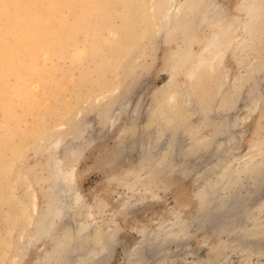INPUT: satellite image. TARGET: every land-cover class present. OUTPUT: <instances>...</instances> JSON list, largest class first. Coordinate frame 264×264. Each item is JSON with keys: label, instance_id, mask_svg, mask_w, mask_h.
<instances>
[{"label": "rangeland", "instance_id": "rangeland-1", "mask_svg": "<svg viewBox=\"0 0 264 264\" xmlns=\"http://www.w3.org/2000/svg\"><path fill=\"white\" fill-rule=\"evenodd\" d=\"M91 1L70 0L71 24L66 25L63 36L55 44L58 53L56 55L59 56L55 55L51 62H47L48 66H57L56 80L47 83L42 94L38 95L37 89L31 93L33 97L36 96L37 101L21 108L24 112L23 121L19 123L17 121L16 113L21 112V109L17 107L13 110L15 116L9 119V124L6 125L0 119V264H36L50 251V248L59 246L65 238H68L67 229L73 227L74 223L78 224L79 221L86 220V225L91 223L96 224L97 227L88 224L85 227L88 229V231L85 230L86 233L84 230L81 235L79 234L81 232L78 233L80 237L85 239L89 232L90 241L96 243L101 236H98L102 231L99 228L109 227L120 238L125 239L129 243L127 246L130 247L140 238V229L144 227L147 233L152 232L162 217H170L168 212L174 207L182 208L185 214L193 216L198 209V204L188 200L191 199L190 195H194L192 180L195 168L200 166L206 172L211 170L215 159H218L217 156L222 154L214 146L208 152L204 151L205 147H202L199 138H203L204 141L205 137L207 142V139L214 134L216 142L221 140L219 141L222 144L220 149L226 152L225 149L229 146L225 145L227 143L224 140L227 136L221 134L220 130L222 129L221 120L228 116L235 120L228 135L232 141L234 140V144L244 149L249 139L256 135L264 122V116L260 111H253L254 114L251 113L250 119L247 121L244 119L250 111L249 106L252 100L259 94L256 92L251 97L248 96L247 84L252 77L256 78V73L250 75L251 66L255 65L252 62L261 63L262 70L258 71L257 78L258 86L260 85V90L264 92L263 15L259 17L258 22L255 21L250 26V33L258 35L256 37L258 41H252L248 48L244 47L240 40L236 41L225 59L226 69H222L223 65L216 70L202 68L199 73H194V76H190L189 73L190 77L193 76L190 78L187 75L188 68L192 67L194 62L190 55L192 51L197 50V47L193 48L194 45L191 42L197 32L203 31L199 18L204 1L206 4L208 0H176L178 5L173 8L170 18H167V22L161 29L158 25L162 22L163 15L167 14L169 0ZM224 1L226 10L234 15L260 9L258 0H249V7H241L242 0ZM84 13H87L86 16ZM70 25L75 27L70 28ZM257 42L258 45L255 46ZM72 49L75 50L71 51ZM181 50V56L178 58ZM248 51L253 55L248 56ZM69 53L75 56H69ZM68 59H71V62ZM223 70H226V73H223ZM222 74H225L226 79L219 77ZM241 74L244 75L242 79H240ZM169 79L172 82L164 85ZM179 81H181L180 84L183 83L181 90L186 89L185 94L188 92L186 95L190 94L185 104H182L184 92H180L181 90L176 87L177 84H174ZM237 87L241 90L243 88V93L241 92L243 99L241 97L240 100L238 99ZM173 91L177 96L181 94L179 96L182 99L177 97L170 102L171 109L169 107L171 104L168 106L169 101L166 103L165 99L167 94ZM175 102L176 104H173ZM157 120L159 123L156 122V128L146 132L148 122ZM85 121L87 124L90 122L88 125L91 127L86 124L90 133L87 130L85 144L81 145L75 157L68 152L67 148L72 142V145L75 143L80 145L81 141H78L82 137L80 134L87 129H83ZM161 128L162 132H160ZM154 133L165 134L158 141V134ZM58 136L62 138L69 136L59 151V157L64 167L67 166L73 170L75 180L73 182L79 189L82 202L90 206L89 210H92L93 215L91 218L87 217L88 214L84 212L87 208L84 211L78 210L81 211L79 213L82 216L86 215L84 220L82 216L77 215V210L73 211L76 206H72L71 212L68 209L70 215L64 219L65 222L59 224H62L60 231L63 229L64 232L62 231L59 236L54 234L50 235L52 237H42L41 241L31 246L25 255L22 244L27 235L36 229L33 223L37 221V218L38 221L43 218L42 213L46 212L43 207H40L38 211L33 210L34 208L29 206L32 199L36 197L34 200L38 206H44L46 202L47 204L50 202V206L54 203L48 188L50 189L56 176L54 165L50 163L55 151L48 148L51 147V142L53 144L52 140H56ZM156 140L160 142V148H157V150L162 149L160 154H155L157 152L155 149L153 151L151 149L152 152L149 149L157 144ZM67 143L69 146L64 148ZM198 144H201V148ZM187 145L189 150L186 148ZM167 146H170L172 151H166ZM196 150L200 151H198L199 154ZM156 155L162 158L165 156L167 158L165 164H159L160 161L157 160ZM163 159L162 161H165ZM233 162V165H238V159ZM195 163L200 165L197 166ZM207 166L210 168H206ZM188 167L192 169L189 170ZM246 182L243 188L248 190L243 191L252 193L254 186ZM188 202L193 204L188 205ZM75 205L79 208L83 207L81 202ZM77 207L76 209H79ZM74 212L76 215L72 216ZM216 217L218 224L223 223L224 219L221 221L220 216ZM71 219H75L76 222ZM237 223L243 225L242 221ZM233 233L229 235L236 238L237 233ZM72 235L75 237V234ZM80 237H78L79 240L82 238ZM262 237L263 239L257 240L258 244L264 247V236ZM73 239L76 240V238ZM191 243V250L198 251L197 254H192V251L188 249L180 254L177 244L171 247V252L176 251L171 254H174L181 264L182 261L183 264L185 262L190 264L202 258L204 249H196L194 242ZM127 246L114 245V257L112 256L110 264H123L128 257L129 247ZM19 252L24 253L21 256L25 258L17 257L18 262L15 255H20ZM213 254L208 255L215 256ZM249 258L248 262H243L244 254L234 249L229 255V263L264 264V253L260 255L252 253ZM99 262L90 264H99Z\"/></svg>", "mask_w": 264, "mask_h": 264}, {"label": "bare ground", "instance_id": "bare-ground-1", "mask_svg": "<svg viewBox=\"0 0 264 264\" xmlns=\"http://www.w3.org/2000/svg\"><path fill=\"white\" fill-rule=\"evenodd\" d=\"M257 2L258 4H260V9H258L259 11H253L252 9L249 11H245L242 14L236 13L234 15L226 10V7L224 5L225 4L224 0L223 1L208 0L206 4L204 1L203 11L200 14V18H199V21H201L202 23L203 31L198 30L199 33L197 32L196 37H194L193 42H191L194 45V46L192 45L193 48L197 47V50L191 52L190 57L194 59V62L192 63L193 64L192 67L188 68V73H187L188 76L189 73L190 76L191 75L194 76V73L195 74L199 73L202 70V68L216 70V68L218 69L220 66L222 67L223 65L222 69L224 68L226 69V66L224 67L225 59L229 55L231 48L236 41L240 40L242 45H244V47L246 48H248V45L250 46L252 41H258V39L256 38L258 35L256 34L254 35L253 33H250L251 32L250 26L253 25L255 21L258 22L260 19L259 17L261 15L264 16V0H258ZM168 3H169V7L166 10L167 14H164L163 15L164 18L162 17L161 20L162 22H160L159 25L157 24L159 26V29L163 28L162 26H164V24L167 22V18H170V13H172L173 8L178 5V3H176V0H169ZM87 4L85 5L86 7L88 6ZM240 5L241 7L244 6L249 7L250 2L249 0H242L240 2ZM89 10L88 12H90ZM70 11H71L70 0H0V119L6 125L7 123L9 124V119L13 117L14 115L13 110L16 109V107L21 109L25 105H32L33 103H35V101H37L35 98L36 96L33 97L34 95L32 96L31 94L34 93L35 89L39 90L36 91L38 95L39 93L42 94L44 88L46 87L45 85L51 81L54 82L53 80L56 77L55 75H57L56 72H58L56 69L57 66L55 65H53L54 67L48 66L49 64L47 62H51L52 58L56 54H58L56 51L57 49L55 47V44L59 40V38L63 36L62 33L64 32V29L67 26H69V23L71 24L69 20ZM86 11L87 10H85V12ZM86 14L84 13V16H86ZM90 14L91 13H89V15ZM74 27L75 25L73 27L70 25V28H74ZM66 42L67 40L65 41V43ZM257 45L258 42L255 44V46ZM73 50L75 49H72L71 51ZM70 53L69 56L71 55ZM181 53L182 50L179 52L177 56L178 58L181 56ZM247 55L252 56L253 54L249 52L247 53ZM71 56H75V55H71ZM68 60H70L71 62V59ZM252 63H254L255 65L253 67L251 66L252 73L250 75L252 76L255 75L256 73V78L252 77V79H250L251 81L250 80L249 82L247 81L248 82L247 89L249 90L248 96L251 97L256 92H258L259 94L254 97V99L252 100L253 102L249 106L250 111L246 114L244 118L246 121L247 119H250L252 117V114H254L253 111H260L264 116V92L260 90L259 87L260 85L258 86L259 82L257 78L258 77L257 74H259L258 71L260 72L262 70V66L261 63H258L259 65L256 64L255 62ZM242 65L240 66L241 68L243 67ZM185 70H187V68ZM223 71H224L223 73H226L225 72L226 70ZM206 72L209 71L206 70ZM211 74L212 72L210 71V75ZM66 76L67 75H65V77ZM219 77L220 78L224 77L226 79L225 74H222V76ZM240 77H241L240 79H242L244 75L241 74ZM224 78L222 79L224 80ZM172 80L169 79L164 85H168L170 81L172 82ZM180 82L181 81H179L178 83L174 82V84L175 85L177 84L176 87H178V89L181 90L183 83L180 84ZM244 85H242V87ZM175 90L177 91V89ZM185 90L186 89H184V91ZM242 90L237 87V91H238L237 93H239L238 99L240 97L242 98L243 95ZM174 91L169 92L167 94L168 96L165 99V101L166 103H168L169 101L168 106L171 104L170 102H173L177 97L181 98V96H179L181 94L177 93L178 94L177 96L176 92ZM184 91L181 90L180 92H184ZM186 94L185 92L183 93L182 98L184 99L183 100L184 103L181 100L182 104H185V100L190 98L189 96L190 94L189 95ZM29 97H33L34 99ZM173 104H176V102ZM169 107L172 109V104ZM16 115H17L18 123L23 121L22 119L24 118V112L22 109L21 112H19L18 114L16 113ZM207 119L209 120V118H206V120ZM233 119L236 118L234 117ZM234 121L235 120L228 118V116H225L223 120H221L222 129L220 130V133L227 136L225 137L226 140L224 141L225 143H227L225 145L229 146L227 149H225L226 152L220 149L222 144H220L219 141L221 142V140L216 142V137L215 138L213 137L214 135L213 133H212L213 134L212 137L209 135L211 138L207 139L206 137L207 142H205L204 136H203L204 141L203 138L201 139L199 138V140H201V143L203 145L202 147H205L204 151L208 152L209 149H211L214 146L217 147L216 149H219L218 152L222 154H220V156H217L218 159H215L216 161L214 165L211 164L213 166L212 168L208 166L206 167L211 169L209 170L210 172L209 171L206 172L205 169L200 168L199 166L200 163L198 165L195 163L199 167L195 168L196 171H194L195 173L193 174L194 176H193L192 184L194 187L193 190L194 195L193 194L192 196L190 195L189 197L191 199L188 201H191L194 204L195 203L198 204V209L195 211L196 213H194L193 216H191V214H185V211L182 208L179 207L172 208L168 212L170 213V217L168 218L162 217L154 226L152 232L147 233L144 227L140 229L141 232L140 238L130 247L127 246L129 245V243L126 242L125 239L120 238L117 235V233L109 227L104 228L102 226L103 228L102 227L99 228L102 231H100L101 234H98L99 232L97 234L98 236L99 235L101 236L98 238V240L96 239L97 240L96 243H94L93 241L94 244L92 243V241H90L91 237L88 234L89 232H87V237L85 239L82 236H81L82 238L80 237V235L85 230L88 231V229L85 228L88 224L92 225V227L93 225L95 228L97 227L96 224H91V223H88L86 225V220L84 216L88 214L87 217L91 218V216L93 215V213H91L92 210H89L90 206L86 202L85 203L84 201L82 202V197L78 191L79 189L77 188L76 183L73 182L75 181L73 177L74 176L73 170L71 168H68L67 166L64 167L65 165H63V161L59 157V151L62 145L66 143L67 139H69L68 138L69 136H67L66 138H62L58 136L59 138H57L56 140H52L54 142L53 144L51 142L52 145L50 144L51 147L48 148L49 150L53 149L55 151L54 152L55 154L54 155L52 154L53 158L52 160L50 159V163L54 165V168L56 170L55 172L56 176L54 177L50 189L48 188L51 195L53 196L52 198L54 199L53 200L54 203L50 206V202L47 204L46 202L47 200H46L44 201L46 202L44 206L42 205L38 206L36 201L34 200L36 197L32 199L33 201L30 203L29 206H32L34 208L33 210L38 211L40 207H43V210L46 212L42 213L40 211L43 214L42 216L43 218H41L39 221L37 218V221L33 223L35 225L34 228L36 229L29 234L27 233L28 234L27 238L24 244H22L24 246L23 251L25 255L27 254L30 247L33 246L42 237L43 238L45 236L52 237L50 235H54V234H55L54 236H59L60 233L63 231V229L62 231H60L62 224L61 225L59 224L61 222L63 223L65 222L64 219L70 215V213H68V209L72 208V206L77 207V205L75 204L78 202L83 203V207L79 208L78 206L77 208L79 209H76V207L74 208L75 210L73 208L72 209L73 211L76 212V210L78 211L82 209V211H84L87 208L84 211L86 215L82 216L79 213L81 211H78L77 214L80 215V217L82 216L85 221H81V222L79 221L78 224L74 223L73 227H70V229L68 228L67 232L69 234L68 233L65 234L68 235L69 237L65 238L63 241L61 240L62 243L59 244V246L57 245L55 247L53 246L52 248H50L49 249L50 251L47 252L46 255L43 254L44 257L41 258V260H39L36 264H90L98 261H100L99 264L100 263L110 264L112 260V256L114 254L113 249L115 244H120L121 246H127V248L129 247L127 252L128 257L124 260L123 264H181L180 261H178V259L174 257V254L173 255L171 254L172 252L175 251L174 250L171 252L170 251L171 247H173L174 244H177L178 246L177 250L180 249L179 251H181L180 254L182 253L183 250L186 249H188V251H192V254H197L198 251L191 250L192 249L191 248L192 246L190 247V244H192L191 242H194L193 245L194 244L196 245V249H204V253L202 252V258L200 257L201 259H198L197 261H192L190 264H230L229 255L234 251V249H238L244 254L243 262H248V260L250 259L249 256L250 254L252 255V253L258 255L263 254L264 247L258 244L257 239H263L262 236H264V122L260 127V129L257 130L256 135L253 138L249 139V142H247L246 147L242 149L239 145H236V143L234 144L233 143L234 140L232 141V138L228 135L230 134V129ZM156 122L159 123L158 120L155 122L154 121L148 122L145 131L147 132L149 130L154 129V127L156 128L157 125ZM86 124L87 123L85 121V124H83L84 128L83 127L82 128L83 129L87 128V129L82 131L83 133L80 134L82 135V137L80 136L81 139L79 138L80 140H78L79 142L81 141L80 145L78 142H77L78 145H76V143L72 145L73 142L71 140H70L72 142L71 144L67 143V145H64V148H67V146L71 145L67 149L69 150L68 152H70L72 156H75L79 152L81 145L85 144L84 142H85L86 132L88 133L89 131L88 127H91L88 125L90 124V122H88L87 124L88 127ZM160 132H162V128ZM164 132H165V128H164ZM218 132L219 131H217V133ZM254 133L252 134L254 135ZM154 134H158L157 138L158 141H160L161 138H163L162 135H164L165 133L162 135L160 133H154ZM158 141L155 142L157 144L152 145L153 147L150 145L151 146V148H149L150 152H152L154 149L157 150V148H160L159 147L160 142ZM74 142H76V140H74ZM188 146L189 145L186 146L187 149ZM169 147L170 146L166 147V151L167 150L170 151L172 149V148L170 149ZM193 149L194 148H192V150ZM199 150H196L197 151L196 153H198ZM160 152H162V149L161 150L158 149L155 154L157 153L160 154ZM159 157L157 159L158 161H160L159 164H165L167 158L165 156H164L165 158L163 157L164 159L162 157L160 158ZM162 159L165 161H162ZM236 159H238V165H233L234 163L233 161ZM171 163L173 162L171 161ZM187 169H189V167ZM183 170L185 171L186 169ZM51 176L53 177V175ZM246 180L252 183L251 185L254 186V190L252 191V193H249L250 191L249 192L243 191L244 189L248 190V188H243L245 187L244 182H246ZM246 186L248 185L246 184ZM30 191L29 193H31ZM33 192L34 191L32 190V193ZM191 202H188L189 204L188 203L187 204L188 205L193 204ZM72 209H70L69 211L71 212ZM35 211H33V213ZM213 211H215L216 213H214ZM75 215L76 213L73 214L72 216ZM215 215L216 216L218 215V217L220 216L219 217L220 220L224 219L223 223H221L219 220L220 224H218L216 220L217 217ZM221 216H223L224 218L223 217L221 218ZM71 220L75 221V219H71ZM240 221L243 222L242 226L240 224L238 225L237 223V222L240 223ZM233 232L237 233L236 238H232L231 235H229ZM78 233L80 235H78ZM72 234H75V237ZM78 237L84 240L81 241V239L79 240ZM73 238H76V240ZM94 238L92 239L94 240ZM252 240H254V242H251ZM78 241L81 242L78 243ZM209 253H214L213 255L215 256L211 257L210 255H208ZM23 254L22 253L20 255L16 254L15 255L16 260L17 257ZM198 255L201 256V254ZM12 257L14 258V256ZM22 257L25 258L24 256H21L19 258L21 259ZM13 261H15V259ZM17 261L19 262V260ZM70 261L72 263H70Z\"/></svg>", "mask_w": 264, "mask_h": 264}]
</instances>
